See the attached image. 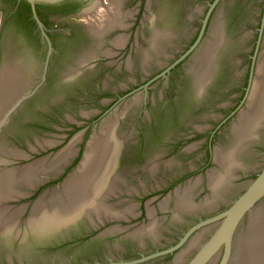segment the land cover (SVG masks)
<instances>
[{
	"label": "flooded vegetation",
	"instance_id": "flooded-vegetation-1",
	"mask_svg": "<svg viewBox=\"0 0 264 264\" xmlns=\"http://www.w3.org/2000/svg\"><path fill=\"white\" fill-rule=\"evenodd\" d=\"M255 1L0 0V180L6 213L17 210L15 226L0 229V264H121L157 253L133 264H188L199 253L221 222L207 221L264 169V115L236 137L264 50V0ZM97 140V166L111 152L119 159L93 198L133 214L87 209L59 229L32 228L35 203L65 196ZM67 148L60 171H40L38 182L34 165L49 167ZM229 152L234 174L212 209L210 176ZM187 187L192 212L176 203ZM250 216L205 264H235ZM150 226L153 235L138 233ZM69 248L68 258H48Z\"/></svg>",
	"mask_w": 264,
	"mask_h": 264
},
{
	"label": "water",
	"instance_id": "water-1",
	"mask_svg": "<svg viewBox=\"0 0 264 264\" xmlns=\"http://www.w3.org/2000/svg\"><path fill=\"white\" fill-rule=\"evenodd\" d=\"M34 4L37 1L44 2H56L59 0H27ZM263 0L255 1L253 7H262ZM258 2V3H257ZM261 3V4H260ZM2 25V11L0 9V28ZM214 45H211L209 49L208 59L211 57V52L214 49ZM215 47V46H214ZM258 76L256 78L252 96L249 102V110L242 114L240 121L244 125L241 129H236V137L242 138L246 134V127L256 124L259 118L264 115V50L262 52L258 69ZM4 88L0 85V107L5 104ZM101 137H99L100 140ZM91 145L90 150L87 153L86 160L81 166L71 175V177L64 184V194L61 196L58 193L52 194L48 202L39 199L33 208L32 214L29 218L30 226L36 230H56L63 225L76 220L83 212L95 210L97 213L103 211L109 218H122L128 214H133V207H126L123 210L115 211L112 207L101 208L100 201H96L93 197L101 194L106 182L109 178V174L113 169H110L113 164L114 168L118 164L119 155L114 156L108 153L104 166H97L96 161L98 159V142ZM71 154L70 149L61 150L52 164L45 168L41 163L34 165L32 170L35 171L36 179L39 182L38 174L40 171L57 173L60 171L59 164L66 161L67 156ZM219 162L222 164L223 170L216 172L210 176L209 186L212 190V196L207 198L204 205L211 206L212 209H217L219 205H223V201L220 203H214L218 197L223 195L226 189L229 187L230 178L234 172L231 166L236 163L233 152L219 153ZM93 160V161H92ZM96 163V164H95ZM224 173V174H223ZM13 175V174H12ZM9 175V178L13 179V176ZM105 179V180H104ZM120 178H115L113 184L110 186V192L115 193V190L119 188ZM5 182L0 180V229L2 232L11 230L17 221L16 211L8 214L4 209L2 199L6 194ZM34 186V185H33ZM240 187H236L235 190L239 191ZM234 190V191H235ZM192 189L187 187L183 191L177 192V206L180 208H186L192 212L197 208L192 202ZM232 198H230L231 200ZM264 200V169L258 175V177L251 182L247 189L231 204V206L223 213L207 221L221 220L219 227L213 234L211 239L202 247L199 253L188 264H205L208 259L219 250L222 245L226 244L228 249L231 248L233 236L239 227L241 221L250 215L247 221V226L237 233L236 245H235V264H264V205H260L255 210L254 208L258 203ZM98 204H97V203ZM166 205L163 204V207ZM99 207V208H98ZM151 211V210H150ZM153 235V226H150L146 230H140L138 233ZM137 233V234H138ZM74 252L72 248L68 250H51L48 252V258L55 260L68 258L69 255ZM157 253L151 256L143 257L140 260L121 263V264H133L145 259L157 256Z\"/></svg>",
	"mask_w": 264,
	"mask_h": 264
}]
</instances>
